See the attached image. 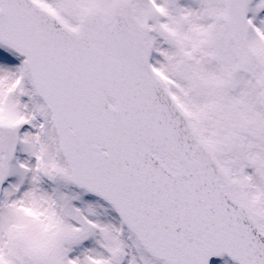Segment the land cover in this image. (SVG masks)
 I'll list each match as a JSON object with an SVG mask.
<instances>
[{
    "label": "snow or ice",
    "instance_id": "snow-or-ice-1",
    "mask_svg": "<svg viewBox=\"0 0 264 264\" xmlns=\"http://www.w3.org/2000/svg\"><path fill=\"white\" fill-rule=\"evenodd\" d=\"M0 264H264V0H0Z\"/></svg>",
    "mask_w": 264,
    "mask_h": 264
}]
</instances>
